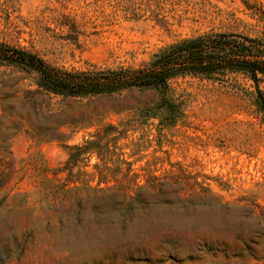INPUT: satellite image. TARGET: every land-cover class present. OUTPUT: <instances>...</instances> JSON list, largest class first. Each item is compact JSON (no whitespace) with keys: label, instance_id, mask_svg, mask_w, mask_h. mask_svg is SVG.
I'll return each mask as SVG.
<instances>
[{"label":"rangeland","instance_id":"rangeland-1","mask_svg":"<svg viewBox=\"0 0 264 264\" xmlns=\"http://www.w3.org/2000/svg\"><path fill=\"white\" fill-rule=\"evenodd\" d=\"M209 32L264 37V0H0V43L65 69L139 68ZM171 95L183 115L164 126L139 116L155 92L67 99L0 67V264H264L254 84Z\"/></svg>","mask_w":264,"mask_h":264},{"label":"trees","instance_id":"trees-1","mask_svg":"<svg viewBox=\"0 0 264 264\" xmlns=\"http://www.w3.org/2000/svg\"><path fill=\"white\" fill-rule=\"evenodd\" d=\"M0 67L32 77L39 92L67 99L155 92L157 102L141 109L139 116L158 118L164 126L174 125L183 115L182 103L171 95L173 81L186 77L220 81L241 75L254 84L255 105L264 115V37L241 32H209L176 41L139 68H59L32 52L0 43ZM81 151L80 147L73 150Z\"/></svg>","mask_w":264,"mask_h":264}]
</instances>
